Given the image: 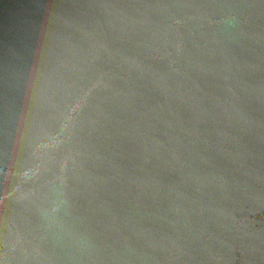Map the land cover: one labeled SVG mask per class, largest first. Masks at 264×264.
Segmentation results:
<instances>
[{
	"label": "water",
	"instance_id": "95a60500",
	"mask_svg": "<svg viewBox=\"0 0 264 264\" xmlns=\"http://www.w3.org/2000/svg\"><path fill=\"white\" fill-rule=\"evenodd\" d=\"M0 264H264V0H0Z\"/></svg>",
	"mask_w": 264,
	"mask_h": 264
}]
</instances>
